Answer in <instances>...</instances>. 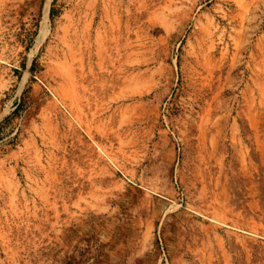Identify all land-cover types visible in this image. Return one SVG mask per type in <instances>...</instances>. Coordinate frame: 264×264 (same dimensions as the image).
Listing matches in <instances>:
<instances>
[{
	"label": "rangeland",
	"instance_id": "374dc122",
	"mask_svg": "<svg viewBox=\"0 0 264 264\" xmlns=\"http://www.w3.org/2000/svg\"><path fill=\"white\" fill-rule=\"evenodd\" d=\"M0 264H264V0H0Z\"/></svg>",
	"mask_w": 264,
	"mask_h": 264
},
{
	"label": "trees",
	"instance_id": "16d2710c",
	"mask_svg": "<svg viewBox=\"0 0 264 264\" xmlns=\"http://www.w3.org/2000/svg\"><path fill=\"white\" fill-rule=\"evenodd\" d=\"M56 15H57V13L55 12V8L53 7L52 10H51V17L55 18Z\"/></svg>",
	"mask_w": 264,
	"mask_h": 264
},
{
	"label": "bare ground",
	"instance_id": "6f19581e",
	"mask_svg": "<svg viewBox=\"0 0 264 264\" xmlns=\"http://www.w3.org/2000/svg\"><path fill=\"white\" fill-rule=\"evenodd\" d=\"M49 5V4H48Z\"/></svg>",
	"mask_w": 264,
	"mask_h": 264
}]
</instances>
